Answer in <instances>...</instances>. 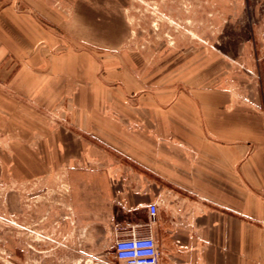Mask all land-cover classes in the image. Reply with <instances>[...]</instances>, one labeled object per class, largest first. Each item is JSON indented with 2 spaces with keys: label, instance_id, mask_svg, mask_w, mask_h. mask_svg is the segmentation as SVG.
<instances>
[{
  "label": "rangeland",
  "instance_id": "374dc122",
  "mask_svg": "<svg viewBox=\"0 0 264 264\" xmlns=\"http://www.w3.org/2000/svg\"><path fill=\"white\" fill-rule=\"evenodd\" d=\"M26 16L34 20L31 40L43 38L29 52L46 60L23 73L15 56ZM94 25L115 30L114 43L97 44ZM2 46L10 54L0 64V264H125L115 259V239L102 227L105 206L95 204L92 227L82 226L65 175L39 167L44 154L54 158L53 141L43 133L67 126L59 119H149L156 83L158 119L170 103L168 89L179 98L172 116H181V97L213 89L220 73L228 85L226 76L238 78L242 96L255 87L264 102V0H0ZM63 53L105 57L108 72L85 78L109 91L73 90L90 82L76 81L84 76L80 70L78 77L55 73L52 59ZM113 210L123 220L149 223L142 208L127 217L117 205Z\"/></svg>",
  "mask_w": 264,
  "mask_h": 264
},
{
  "label": "crops",
  "instance_id": "0c3cea01",
  "mask_svg": "<svg viewBox=\"0 0 264 264\" xmlns=\"http://www.w3.org/2000/svg\"><path fill=\"white\" fill-rule=\"evenodd\" d=\"M33 22L24 19L21 51L15 56L23 73L40 69L46 60L43 53L29 52L30 43L43 40H31ZM100 27H93L99 36L95 43L113 44L115 30ZM9 54L2 46L0 64ZM105 59L63 53L52 65L60 76L78 77L74 72L80 70L84 76L76 81L88 84L92 78L85 75L108 72ZM228 77L231 85L220 73L213 89L183 95L181 116H172L179 98L173 100L167 87L170 103L158 119L161 95L154 91L161 87L156 83L150 90L149 119H100L102 127L88 117L59 119L67 126L43 133L44 140L53 141L48 150L54 158L46 160L44 154L39 167L65 175L72 214L82 226L92 227L95 204L105 206L102 227L113 239L148 231L168 264H264V102L255 87L246 96L239 94L238 78ZM100 85L92 81L79 89L75 84L73 90L109 91ZM150 204L157 205V212L148 224L123 220L113 210L117 205L127 217L142 208L148 216Z\"/></svg>",
  "mask_w": 264,
  "mask_h": 264
},
{
  "label": "built area",
  "instance_id": "2783aa9c",
  "mask_svg": "<svg viewBox=\"0 0 264 264\" xmlns=\"http://www.w3.org/2000/svg\"><path fill=\"white\" fill-rule=\"evenodd\" d=\"M156 212V204L148 205L149 219L154 220ZM113 249L115 259L125 264H161V253L150 235L116 236Z\"/></svg>",
  "mask_w": 264,
  "mask_h": 264
},
{
  "label": "bare ground",
  "instance_id": "6f19581e",
  "mask_svg": "<svg viewBox=\"0 0 264 264\" xmlns=\"http://www.w3.org/2000/svg\"><path fill=\"white\" fill-rule=\"evenodd\" d=\"M144 229V228H143ZM146 230V229H145ZM147 231V230H146Z\"/></svg>",
  "mask_w": 264,
  "mask_h": 264
}]
</instances>
